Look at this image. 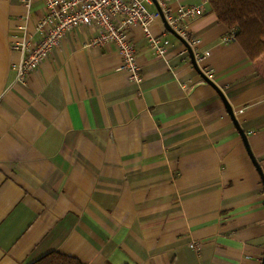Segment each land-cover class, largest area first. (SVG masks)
Returning a JSON list of instances; mask_svg holds the SVG:
<instances>
[{"label": "crops", "instance_id": "obj_1", "mask_svg": "<svg viewBox=\"0 0 264 264\" xmlns=\"http://www.w3.org/2000/svg\"><path fill=\"white\" fill-rule=\"evenodd\" d=\"M177 5L201 7L199 43L153 18L158 55L132 25L139 84L82 27L19 82L14 44L37 40L44 7L0 0V264H262L264 58L222 42L207 0ZM208 51L210 80L193 59Z\"/></svg>", "mask_w": 264, "mask_h": 264}, {"label": "built area", "instance_id": "obj_2", "mask_svg": "<svg viewBox=\"0 0 264 264\" xmlns=\"http://www.w3.org/2000/svg\"><path fill=\"white\" fill-rule=\"evenodd\" d=\"M174 1L178 0H42L44 12L35 23L37 40L32 41L24 36L14 44L21 53L20 60L12 66L16 80L24 82L31 72L41 66L67 32L74 27H82L94 30L86 46H114L121 59L120 69L127 72L129 82L139 84L142 74L136 48L129 39L132 25L141 26L148 45L158 55L164 54L165 45L150 34L149 25L153 18L162 19L188 47L193 49L199 43V39L189 32L188 24L202 14L201 7L177 5L173 8L171 4ZM147 5H156L157 10L151 12ZM233 40L235 30L229 29L222 42ZM209 55V51L205 54L194 53L193 59L201 73L210 80L212 69L200 65ZM191 246L194 247V244Z\"/></svg>", "mask_w": 264, "mask_h": 264}, {"label": "trees", "instance_id": "obj_3", "mask_svg": "<svg viewBox=\"0 0 264 264\" xmlns=\"http://www.w3.org/2000/svg\"><path fill=\"white\" fill-rule=\"evenodd\" d=\"M217 20L235 30V38L253 60L264 53V0H207ZM32 264H81L78 260L49 252Z\"/></svg>", "mask_w": 264, "mask_h": 264}, {"label": "rangeland", "instance_id": "obj_4", "mask_svg": "<svg viewBox=\"0 0 264 264\" xmlns=\"http://www.w3.org/2000/svg\"><path fill=\"white\" fill-rule=\"evenodd\" d=\"M149 7V6H147ZM151 9L154 8V5L152 7H150ZM259 58H262L261 60L263 61L264 58V53L262 55H260L258 58H254L253 60H258Z\"/></svg>", "mask_w": 264, "mask_h": 264}, {"label": "water", "instance_id": "obj_5", "mask_svg": "<svg viewBox=\"0 0 264 264\" xmlns=\"http://www.w3.org/2000/svg\"><path fill=\"white\" fill-rule=\"evenodd\" d=\"M262 264H264V256H263V259H262Z\"/></svg>", "mask_w": 264, "mask_h": 264}]
</instances>
